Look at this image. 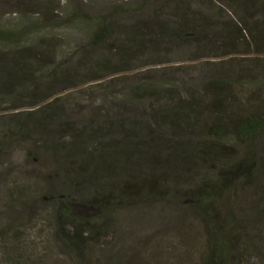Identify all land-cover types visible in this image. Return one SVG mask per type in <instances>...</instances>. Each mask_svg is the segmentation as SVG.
Segmentation results:
<instances>
[{
	"label": "trees",
	"instance_id": "16d2710c",
	"mask_svg": "<svg viewBox=\"0 0 264 264\" xmlns=\"http://www.w3.org/2000/svg\"><path fill=\"white\" fill-rule=\"evenodd\" d=\"M149 1L97 13L77 8L58 18L49 0H0L26 10L0 21V158L26 144L21 157L53 162L47 175L23 163L5 166L0 179L15 180L0 191V207L15 214L24 203L48 201L50 244L74 264H96L88 254L115 232L119 209L182 204L202 227L198 264H247L248 238L234 203L247 189L264 203V61H255L262 70L250 75L233 55L264 54V2L163 0V15L145 7ZM232 4L236 17H224ZM61 25L83 35L75 50L42 32ZM179 54L205 59L186 83L156 68ZM124 73L125 86L111 91L124 92L113 103L120 115L99 119L94 112L82 124L67 116L62 91L92 81L110 91L101 79ZM5 216L0 264H37L25 230Z\"/></svg>",
	"mask_w": 264,
	"mask_h": 264
},
{
	"label": "rangeland",
	"instance_id": "374dc122",
	"mask_svg": "<svg viewBox=\"0 0 264 264\" xmlns=\"http://www.w3.org/2000/svg\"><path fill=\"white\" fill-rule=\"evenodd\" d=\"M49 1L54 9L53 16L62 18L69 11L77 8L88 13H97L114 4L137 5L141 0ZM262 1L264 2V0ZM232 6L234 5L232 4L227 11H223L225 12L222 13L224 17L229 15L230 17H236L235 9ZM145 7H148L150 11L159 10L163 15L169 11L163 4V0H150ZM25 12L26 10L23 7L0 6V21H16L21 16L23 17ZM32 16L38 17V15H30V17ZM43 31L45 34L55 36L56 43L61 44L66 51L75 50L83 40V35L79 31L65 25L46 28ZM245 53L240 50L234 54L233 62L242 66L239 71L243 70L244 72L246 70L250 75H259L262 70L261 67H254L253 65L258 59L263 62L264 54ZM187 56V54L169 56L167 61L156 66V68L159 71H165L166 74L169 73V77L177 83H186L195 75L200 74L203 68L200 63L205 60L201 58L190 61V57ZM237 71L238 69H236ZM129 75L130 73H124L122 76L101 79L104 85L106 83L108 85L110 82V91L104 90L95 81L62 91L60 96L68 104L66 105L69 110L66 112L67 116L81 124L86 122L94 112H98L96 116L99 119L117 117V114H120L117 112V105L113 103L125 98V95L124 92L115 95L111 91L114 89L115 92L116 89L125 86L126 78H129ZM249 90H251V87L248 88ZM74 107H77V109ZM80 123L78 124L81 125ZM59 137L62 140H68V135ZM262 148L258 174L261 175L260 179L264 182V141ZM27 149L26 144H19L15 147V151L13 146L9 148L8 150H11V153L4 159L0 158V173H2L5 166L14 163L21 165L23 163L31 172H37L38 170L44 175L49 174V165L53 162L45 156V159L21 157V154H25ZM14 176L11 177V174H9L8 179H0V191L5 192V190L10 189L15 180ZM48 179H50L49 176H46V180ZM58 192L65 191L59 190ZM16 208L17 213L14 214V212H10L4 206H1L0 216L6 215L5 217L11 219L15 227L25 230L22 237L26 243H30H28L30 252L34 254V258H39L37 264H74L73 260L65 255L57 243L54 242L51 245L49 242L52 239L53 227L49 226L45 217L52 208L48 201L39 202L36 200V202L28 205L24 203ZM234 208L236 217L240 222V229H244L245 236L248 238L245 244V255H247H244L245 261L247 264H264V203L260 205L258 193L247 189L236 195ZM260 208H263V210ZM34 212L35 215H33ZM21 213L24 215L23 217ZM114 228L115 232L105 240L103 245L93 247L88 254L92 262L96 264H198L204 249V235L201 224L182 204L158 201L133 208H121L115 213Z\"/></svg>",
	"mask_w": 264,
	"mask_h": 264
}]
</instances>
